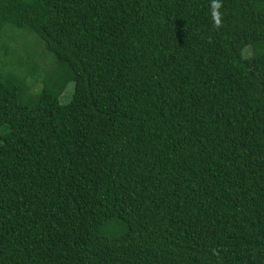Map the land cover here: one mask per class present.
Returning <instances> with one entry per match:
<instances>
[{"label": "trees", "instance_id": "1", "mask_svg": "<svg viewBox=\"0 0 264 264\" xmlns=\"http://www.w3.org/2000/svg\"><path fill=\"white\" fill-rule=\"evenodd\" d=\"M219 2L0 0V264H264V0Z\"/></svg>", "mask_w": 264, "mask_h": 264}, {"label": "rangeland", "instance_id": "2", "mask_svg": "<svg viewBox=\"0 0 264 264\" xmlns=\"http://www.w3.org/2000/svg\"><path fill=\"white\" fill-rule=\"evenodd\" d=\"M21 54L24 56L26 61H30V59H39V54L44 53V48L42 47V43L32 34H28V37L25 38L23 42V46H21ZM30 63V62H29ZM72 83H69L66 87L64 95L59 99L61 104H65L68 102L71 94H72Z\"/></svg>", "mask_w": 264, "mask_h": 264}, {"label": "clouds", "instance_id": "3", "mask_svg": "<svg viewBox=\"0 0 264 264\" xmlns=\"http://www.w3.org/2000/svg\"><path fill=\"white\" fill-rule=\"evenodd\" d=\"M221 3L219 0H210V15L215 26H219L221 22Z\"/></svg>", "mask_w": 264, "mask_h": 264}]
</instances>
